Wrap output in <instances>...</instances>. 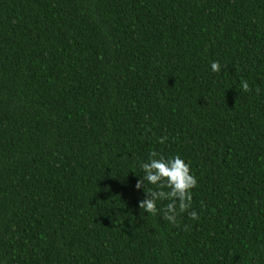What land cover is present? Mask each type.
<instances>
[{"label": "trees", "instance_id": "obj_1", "mask_svg": "<svg viewBox=\"0 0 264 264\" xmlns=\"http://www.w3.org/2000/svg\"><path fill=\"white\" fill-rule=\"evenodd\" d=\"M0 264H264V0H0Z\"/></svg>", "mask_w": 264, "mask_h": 264}, {"label": "clouds", "instance_id": "obj_2", "mask_svg": "<svg viewBox=\"0 0 264 264\" xmlns=\"http://www.w3.org/2000/svg\"><path fill=\"white\" fill-rule=\"evenodd\" d=\"M212 72H219L221 65L219 61H213L210 64ZM244 91L249 90L247 81L241 82ZM163 142V140H161ZM156 152L150 154V158L143 162L140 167L143 177H140L135 189L144 192V198L138 200V208L144 209L146 213L156 214L162 212L163 218L168 222L175 224L176 218L180 212H184L191 207L192 193L191 189L196 187L197 179L191 174V168L179 155L165 158L159 156ZM145 182L156 186L155 190H145ZM167 188L168 191L164 189ZM170 201L166 208H157L158 201ZM193 219H197L198 215L195 210L190 212Z\"/></svg>", "mask_w": 264, "mask_h": 264}]
</instances>
